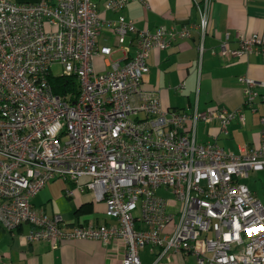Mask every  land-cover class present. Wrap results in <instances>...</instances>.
Returning <instances> with one entry per match:
<instances>
[{"label":"built area","instance_id":"1","mask_svg":"<svg viewBox=\"0 0 264 264\" xmlns=\"http://www.w3.org/2000/svg\"><path fill=\"white\" fill-rule=\"evenodd\" d=\"M135 1L142 0H110L106 8L120 13ZM197 8L199 25L150 33L123 16L102 19L91 0H0L3 229L29 225L30 243L88 240L108 246L119 240L127 248L122 264H143L146 247L156 251L152 264H171L172 254H192L198 264H264V206L242 183L264 172V117L259 146L238 157L217 144L198 143L195 132L200 122L218 121L227 133L232 121L244 123L240 111L175 112L143 88L151 51L166 50L195 31L207 36L211 0ZM105 30L116 47L99 42ZM237 39L239 50L232 51L225 35L223 57L264 52V33H238ZM118 51L123 61L112 59ZM55 65L62 68L56 77L79 82L75 99L54 94L49 78ZM239 81L245 85L243 105L253 108L264 85ZM57 179L105 203L115 223L70 226L36 209L32 199ZM75 188L66 195L74 196ZM161 189L172 200L159 196Z\"/></svg>","mask_w":264,"mask_h":264},{"label":"crops","instance_id":"2","mask_svg":"<svg viewBox=\"0 0 264 264\" xmlns=\"http://www.w3.org/2000/svg\"><path fill=\"white\" fill-rule=\"evenodd\" d=\"M8 1L37 3L45 0ZM91 1L96 5L102 19L116 20L123 16L134 21L137 30L150 33L160 27L180 29L184 26H197L200 24L197 4L204 7V0H142L132 2L120 13H115L106 8L110 0ZM227 33L230 34L229 49L232 51L239 50L238 33L245 36L262 35L264 0H211L207 36L202 39L199 31H195L190 39L179 40L166 50L151 51L147 61L150 72L144 78L143 88L154 92L165 109L175 112L192 115L196 111L205 112L212 107L240 111L244 123L232 121L227 133L221 131L218 121L210 124L198 123L195 133L198 143H214L227 153L243 157L260 143L261 119L264 117V87H259L260 98L254 107L247 108L243 105L245 85L239 79L246 77L264 85V52L223 57L220 50ZM100 38L110 47L117 46L115 37L106 30ZM112 59L123 61L121 52H116ZM96 65L103 70L101 58H97ZM187 127L191 129V124L188 123ZM253 174L264 176V172ZM250 191L252 192L251 189ZM252 193L260 198L256 191ZM67 197L72 207L67 212L69 218L57 213L67 224L115 223L107 215L106 204L94 202L91 194L79 193ZM52 202L49 195L47 198L32 201V205L37 209H45L49 216H54L50 208ZM260 202L263 203L262 199ZM173 229V224L167 228L168 232ZM30 230L29 225H23L12 232L0 226V264H122L127 252L125 244L119 240L108 246L88 240L64 241L59 244L30 243L27 240ZM155 252L151 247H146L140 253L141 262L152 264ZM171 264L198 263L196 256L192 254H172Z\"/></svg>","mask_w":264,"mask_h":264},{"label":"rangeland","instance_id":"3","mask_svg":"<svg viewBox=\"0 0 264 264\" xmlns=\"http://www.w3.org/2000/svg\"><path fill=\"white\" fill-rule=\"evenodd\" d=\"M102 40H103V38L99 39V42L101 43V45H105V44L108 45L107 43L103 42ZM51 70H52L54 77L59 76L62 73V68L58 65L53 66ZM262 178H264V176H261V175L255 176L254 174H252L250 176V178L242 180V183L247 185L252 190V192L256 191L258 193V196H260V198L262 199V202H263L262 204L264 205V181H262ZM72 188H75V186H71V184L69 182H66L63 179H57L54 182L53 181L50 182L46 186V188L38 194V196L33 198L32 201L34 202L35 200H41V199L49 197V195H50V197L53 201L52 202L53 208H52V203H51V207H50L51 212L52 211L53 212L52 213L50 212V213L54 214V215L60 214V215L64 216L66 219H68L69 215L67 214V212H69L72 207H70V205H69L70 202H69L68 197L66 195V191L71 190ZM74 191H75V196L77 194H79V191H77L76 188ZM158 195L162 196L164 198H167L169 200H172L171 194L169 192H166L164 189L159 190ZM260 198H258L259 201H261ZM35 206L40 207V205H35Z\"/></svg>","mask_w":264,"mask_h":264},{"label":"trees","instance_id":"4","mask_svg":"<svg viewBox=\"0 0 264 264\" xmlns=\"http://www.w3.org/2000/svg\"><path fill=\"white\" fill-rule=\"evenodd\" d=\"M175 43H173V45H175ZM49 83H50V86L52 87L53 92L56 96L65 98L66 96L71 95L73 97V99H75L79 95L80 85H79V82L76 80V78L51 76L49 78ZM70 184H71V186H74L72 183H70ZM88 223L84 222V223H79L76 225L77 226H85ZM70 226H74V225L70 224Z\"/></svg>","mask_w":264,"mask_h":264}]
</instances>
